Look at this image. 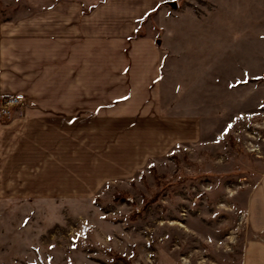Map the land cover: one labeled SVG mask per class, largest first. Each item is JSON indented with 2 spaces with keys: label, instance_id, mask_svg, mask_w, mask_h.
I'll return each mask as SVG.
<instances>
[{
  "label": "rangeland",
  "instance_id": "rangeland-1",
  "mask_svg": "<svg viewBox=\"0 0 264 264\" xmlns=\"http://www.w3.org/2000/svg\"><path fill=\"white\" fill-rule=\"evenodd\" d=\"M138 36L162 47L164 105L202 117V144L85 201L0 178V264H124L110 251L131 264H241L264 173V0H166Z\"/></svg>",
  "mask_w": 264,
  "mask_h": 264
},
{
  "label": "crops",
  "instance_id": "crops-1",
  "mask_svg": "<svg viewBox=\"0 0 264 264\" xmlns=\"http://www.w3.org/2000/svg\"><path fill=\"white\" fill-rule=\"evenodd\" d=\"M165 2L0 0V99H25L14 121L0 122V178L85 201L202 144V117L164 105L162 47L138 36ZM246 218L241 264H264V173Z\"/></svg>",
  "mask_w": 264,
  "mask_h": 264
},
{
  "label": "built area",
  "instance_id": "built-area-1",
  "mask_svg": "<svg viewBox=\"0 0 264 264\" xmlns=\"http://www.w3.org/2000/svg\"><path fill=\"white\" fill-rule=\"evenodd\" d=\"M25 99L22 96H9L0 99V119L12 121L17 112L23 110Z\"/></svg>",
  "mask_w": 264,
  "mask_h": 264
},
{
  "label": "trees",
  "instance_id": "trees-1",
  "mask_svg": "<svg viewBox=\"0 0 264 264\" xmlns=\"http://www.w3.org/2000/svg\"><path fill=\"white\" fill-rule=\"evenodd\" d=\"M118 197L115 198V200L117 201ZM112 257L116 258L118 261H121L124 264H131L130 261L128 259H126L123 256H120L118 254H115L114 252L110 251L108 252Z\"/></svg>",
  "mask_w": 264,
  "mask_h": 264
}]
</instances>
